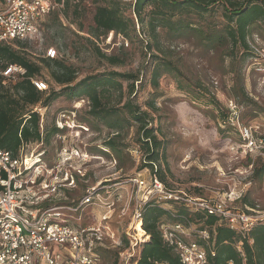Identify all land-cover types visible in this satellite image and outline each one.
I'll return each instance as SVG.
<instances>
[{
	"label": "rangeland",
	"instance_id": "1",
	"mask_svg": "<svg viewBox=\"0 0 264 264\" xmlns=\"http://www.w3.org/2000/svg\"><path fill=\"white\" fill-rule=\"evenodd\" d=\"M132 4L133 0L124 1L123 11L129 18L134 17ZM94 7L92 0H80L71 2L67 9H55L43 20L34 38L20 42V52L41 66L38 79L47 85L43 97L60 89L50 77L53 67L48 68L42 63L47 59L46 52L50 48L57 53L54 59L74 68L77 80L109 71L138 75L142 84H135L133 103L149 113L157 138L162 141L164 157L159 160V165L165 185L172 190L198 194L211 200L223 199L224 193L233 188L235 195L246 193L248 201L253 204L249 215L254 218V224L264 222V183L252 175L242 174L248 161L229 153L218 128L221 122L218 112L225 111L226 103L233 101L239 108L241 122L264 133V21H256L250 26L249 50L244 53L240 48H232L229 42L205 48L200 44V36L194 32L174 37L166 30H160L157 42L145 35L126 40L109 34L93 39L87 32L92 26ZM189 20L210 33L219 32L227 25L222 8L202 17L191 13ZM136 31L138 33L137 27ZM145 43H159L161 52L153 49L146 52ZM96 47L104 55L118 57L122 64L109 65L96 52ZM152 55L173 62L178 69L177 76L164 74L159 78L158 86L153 87L149 83L151 66L148 65L153 61ZM122 86L123 103L127 83L123 82ZM197 87L206 92L199 95ZM240 88L247 100L242 99ZM207 95L216 99L218 109L206 102ZM117 98V93H114L112 105ZM151 103L153 109L149 106ZM88 110L86 97L72 100L60 97L53 101L45 115L43 113V136L53 126L60 127L58 122L61 121L63 131L52 135L41 146L29 145L25 151L43 150L48 167L62 162L63 149L75 153L72 165L81 169L85 177L80 178L74 173L77 189L67 199L82 198L86 187L103 192L105 196H101L104 199H120L109 220L119 245L112 247L107 241L99 262L112 264L117 261L119 264L122 263L121 254L128 253L126 232L132 233L129 230L132 208L128 215H119V208L133 195V188L127 181L135 175L148 180L151 174L148 169L139 170L144 157L136 145V125L126 120L124 130L115 140L117 151L112 152L104 144L113 137L112 131L102 121L89 117ZM110 190H117L119 195L114 196ZM61 194L64 195L63 192ZM228 205L237 206V203L229 202ZM100 211L103 213L98 206L86 207L82 213V224H95L102 215ZM163 220L168 223L165 217Z\"/></svg>",
	"mask_w": 264,
	"mask_h": 264
},
{
	"label": "trees",
	"instance_id": "2",
	"mask_svg": "<svg viewBox=\"0 0 264 264\" xmlns=\"http://www.w3.org/2000/svg\"><path fill=\"white\" fill-rule=\"evenodd\" d=\"M92 1L95 6L94 14L92 26L88 29L87 34L93 39H100L109 34L122 36L126 40L133 36L137 37L136 35H145L157 42L160 30H166L174 37L194 32L200 36V44L205 48L211 49L229 42L232 48H240L245 53L249 50L247 38L250 26L256 21H264V0H133L131 5L133 18L124 14L125 0ZM55 2L62 4V8L67 9L73 0H55ZM74 6L78 7V5ZM219 8L223 9L224 19L227 23L225 29L219 32H205L189 20L191 13L202 17ZM14 47L0 46V70L10 64L18 65L26 70V76L15 82L8 81L5 85L1 83L0 79L1 150L17 155L23 144H40L41 146L44 141L47 143L52 135L63 131V129L53 126L49 131L46 130V135L43 136L44 122L40 126L41 117L33 110L34 107L42 108L45 115L47 107L60 97H65L68 100L86 97L89 108L88 116L102 121L104 126L112 131L113 137L104 143L105 146L112 152H116L115 140L124 130L126 120L134 123L136 125V145L142 150L144 157L139 170L148 169L151 175L155 176L167 189L172 190L165 185V179L161 173L159 160L164 157L163 145L152 126L153 119L147 111L141 110L139 105L133 103L136 93L135 84L138 82L140 85L142 84V79H139L138 75L109 71L77 80L73 67L62 61L47 58L42 60V63L48 68L53 67L50 77L60 89L59 91H50L46 97H43L45 91H38L30 81L31 78L38 79L40 77L41 66L29 61L20 52L22 43L15 42ZM152 49L161 52L159 43H145L144 50L146 52ZM95 50L109 65L122 64L118 57L104 55L97 47ZM152 57L153 61L148 65L151 66L149 83L153 87L158 86V80L164 74L177 76L178 69L173 62L165 57L154 55ZM123 82L127 83V93L122 103ZM197 90L199 95L206 92L200 87H197ZM240 91L242 99L247 100L242 88ZM114 93H117L118 98L112 105ZM205 96L203 95V97ZM207 96L206 102L218 109L219 105L216 99L213 96ZM149 106L153 109V103ZM218 114L221 116L218 126L219 133L224 138L225 144L238 142L240 140L238 132L231 124L229 111L225 109ZM238 118L241 122L239 115ZM241 124L245 125L242 122ZM44 154L43 151L41 157L43 162H45ZM262 169L261 165H256L252 178L263 183ZM77 180L76 177V182H78ZM76 187L75 184L71 190L61 189L52 199L62 198L51 203L62 204L69 196L66 192H73L77 189ZM88 189L87 187L84 189V195ZM61 192H63V196ZM187 195L202 198L198 194ZM67 200H73L74 203L79 201V199ZM235 202L237 206L233 207L239 208L238 205H241L244 209H239L246 213H250V210L253 209V204L248 201L246 193L240 195ZM170 206L177 216H186L196 228L209 232L210 240L205 246L209 264H225L228 261H232L233 264H264V222L258 221L246 233L242 234L231 230L224 221H220L218 217L208 215L206 212H193L175 203H170ZM168 212L167 203L152 201L143 207L142 223L147 239L138 247L139 255L133 257L131 263L179 264L177 255L161 238L160 227L176 220L170 217ZM164 217L168 223H165ZM140 230L142 231V229ZM103 252L105 249H99L98 256L101 257ZM112 264H117V261H113Z\"/></svg>",
	"mask_w": 264,
	"mask_h": 264
},
{
	"label": "built area",
	"instance_id": "3",
	"mask_svg": "<svg viewBox=\"0 0 264 264\" xmlns=\"http://www.w3.org/2000/svg\"><path fill=\"white\" fill-rule=\"evenodd\" d=\"M73 1L78 3L80 0ZM61 7L62 4L55 0H0V46L31 40L43 20ZM56 57L54 49L47 50L46 58ZM25 76L26 70L18 65L10 64L0 70L4 85ZM30 81L38 91L47 90V85L40 79L31 78ZM226 109L240 139L227 145L229 153L248 161L243 175L251 176L256 165H261L264 183V133L241 124L238 107L233 101L226 103ZM33 110L40 114L41 126L44 110L39 106ZM58 123V128L63 129V122ZM65 123L68 127V122ZM29 145L32 144H23L17 155L0 149V264H99L97 251L106 248L107 241L112 247L119 245L109 220L120 199H104L99 190L90 188L77 203L67 199L62 204L51 203L60 200L52 198L61 189L75 187L74 173L80 178L85 174L72 165L75 153L63 149L62 162L48 167L41 159L43 151H25ZM127 183L131 184L133 195L119 208V215H128L132 208L129 224L132 233L126 232L128 253L121 254L122 263L119 264H133L131 259L139 255L138 247L147 239L143 231L142 210L152 201L167 203L170 217L176 219L171 224H163L160 233L164 243L177 255L179 264H209L205 246L210 234L196 228L188 217L177 216L170 203L216 216L231 230L242 234L254 225L250 213L228 205L241 195H235L233 188L224 193L223 199L211 200L169 190L153 175L148 180L135 175ZM89 206H98L103 213L95 224L83 225L82 213ZM138 228L143 231L142 237L138 236ZM225 264L233 263L228 261Z\"/></svg>",
	"mask_w": 264,
	"mask_h": 264
},
{
	"label": "crops",
	"instance_id": "4",
	"mask_svg": "<svg viewBox=\"0 0 264 264\" xmlns=\"http://www.w3.org/2000/svg\"><path fill=\"white\" fill-rule=\"evenodd\" d=\"M116 191H117V190H110V193L114 194V196H115V195H119V192H118V191L116 192ZM66 193H67L68 195H73L72 192H66ZM100 193H101V192H100ZM102 193H103V192H102ZM102 193H101V195L104 194V193H103V194H102ZM103 196H105V195H103ZM82 197H83V196H82ZM80 199H81V198H80ZM101 210H102V209H101ZM100 212L102 213V211H100Z\"/></svg>",
	"mask_w": 264,
	"mask_h": 264
},
{
	"label": "bare ground",
	"instance_id": "5",
	"mask_svg": "<svg viewBox=\"0 0 264 264\" xmlns=\"http://www.w3.org/2000/svg\"><path fill=\"white\" fill-rule=\"evenodd\" d=\"M144 234H143V231H141L139 228H138V236L139 237H142ZM148 235V234H147Z\"/></svg>",
	"mask_w": 264,
	"mask_h": 264
}]
</instances>
